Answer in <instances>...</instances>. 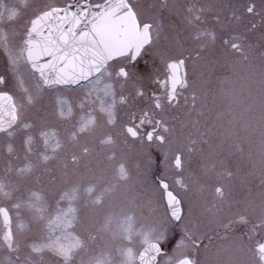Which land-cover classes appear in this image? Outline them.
I'll return each mask as SVG.
<instances>
[{
	"label": "snow or ice",
	"instance_id": "1",
	"mask_svg": "<svg viewBox=\"0 0 264 264\" xmlns=\"http://www.w3.org/2000/svg\"><path fill=\"white\" fill-rule=\"evenodd\" d=\"M159 10L0 0V264H264V0ZM153 49L148 96L130 61Z\"/></svg>",
	"mask_w": 264,
	"mask_h": 264
},
{
	"label": "flooded vegetation",
	"instance_id": "2",
	"mask_svg": "<svg viewBox=\"0 0 264 264\" xmlns=\"http://www.w3.org/2000/svg\"><path fill=\"white\" fill-rule=\"evenodd\" d=\"M40 2H43V0H40ZM133 2L142 5L145 8V10H147L149 12H156V11H161V10H159V5L161 3H164L165 0H133ZM225 2L229 3V4H233V5H241V4L245 3V0H225ZM256 2H257V4H259V0H256ZM163 16L165 18L164 22H165L166 28H165V34L162 35L160 44L158 46L161 51L165 50L171 44V39H170L171 34L167 28V25L170 23H174L177 25L179 24V21L175 17L168 16V14L166 12H163ZM165 36H168L169 39H165ZM249 39L251 40L252 43L257 44L259 42V32L250 35ZM153 51H155V49L149 50V51H147V53L145 51L135 61H130L131 70L135 73L136 76H139L142 78L141 82L145 86V89L148 93V96H151V91L158 87V85L155 83V80H156L157 72L160 68V64H159L158 57L153 55ZM0 71L1 72L4 71V64H3L2 59H0ZM188 71H189V79L190 80L198 79V77L196 75V71H194L191 68V66H189ZM219 74H222V72L218 71L216 74H214L213 86H216L215 85V75H219ZM185 95H188V93H185ZM140 103H141V106H144L146 101L142 100ZM184 111H186V107L184 105L183 98H181L180 108L173 109L169 113L170 116L178 117L177 120L173 121L177 125V128L179 127V117L182 116V113ZM136 147H134V148L137 149L139 152L138 146H136ZM155 150H157V149H155ZM152 165H155L153 167V169H154L153 174H159V172L163 171L160 160H155ZM208 235L211 236V241H209L207 238H205V240L203 242L205 244H209L210 245L209 251L213 252L212 249L215 250V248L218 245H220L221 243H223V241H221L218 238L215 230L209 232Z\"/></svg>",
	"mask_w": 264,
	"mask_h": 264
},
{
	"label": "rangeland",
	"instance_id": "3",
	"mask_svg": "<svg viewBox=\"0 0 264 264\" xmlns=\"http://www.w3.org/2000/svg\"><path fill=\"white\" fill-rule=\"evenodd\" d=\"M146 53H147V51H146ZM151 152H152L151 153V163L149 164L148 159L146 157L142 156V155H139V152H138L137 149H135L133 147L132 150H131L129 163L133 167V169H136V167L139 166V171L142 174L141 178H144L143 173L145 172V170H149L147 172V176L150 179L152 177V175H153V172H154L153 167L155 165H152L154 163V161L155 160H160V161L163 160V156H162V154H161V152L159 150H155L153 148L151 150ZM256 184H258V180L254 181V185H256ZM253 190H255V187H254ZM240 194L243 195V192H241ZM177 238H178V233H177ZM212 250L214 251V249H212Z\"/></svg>",
	"mask_w": 264,
	"mask_h": 264
}]
</instances>
